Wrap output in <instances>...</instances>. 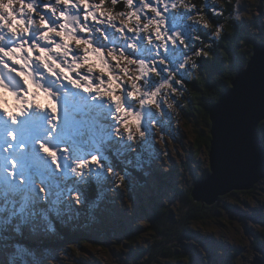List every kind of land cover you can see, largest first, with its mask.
Masks as SVG:
<instances>
[{
    "label": "rangeland",
    "instance_id": "1",
    "mask_svg": "<svg viewBox=\"0 0 264 264\" xmlns=\"http://www.w3.org/2000/svg\"><path fill=\"white\" fill-rule=\"evenodd\" d=\"M23 2L32 4L33 8L45 18L48 27L55 28L57 31L62 20L57 19L53 14L55 9L58 8L67 17H76L73 27L79 25L86 29L84 32L77 29L75 32L77 38L90 40L94 47L105 51L109 48L116 54L122 51L125 56L135 61H140L141 58L139 54L133 55L130 52L132 48L130 45L132 46L134 41L138 42L142 48L149 40L158 44L151 33L147 38L142 31L129 34V30L123 28L119 22L109 23L98 14L95 18L86 20L84 18L86 12L82 7H71L76 0H67V9L63 3H58V0H35V3L33 0H23ZM88 2L91 4L93 0ZM166 2L164 0V4ZM171 2L169 0L167 5ZM231 3L236 5V16L247 21L259 16L257 5L263 6L264 0H232ZM18 18L22 17L18 16ZM33 19L36 17L33 16ZM140 20L143 22L142 19ZM45 30L32 28L27 36L15 38H11L5 30L0 32V37H3L0 47L7 49L22 41L27 46L36 44L42 48H51L53 43H62L60 38L55 36L50 37L52 43L40 41L39 34ZM161 32L169 34L167 30ZM162 39L167 41L166 36ZM69 47L71 48V45ZM157 47L159 51L166 52L161 44ZM173 51L174 49L165 56V59L160 60L159 69L151 66L149 60L141 59L156 73V75L149 73L140 81L142 93L150 94L160 83L168 80L169 72L176 75L178 79L186 78V72L178 69V64L184 55L180 53L181 51L177 50L174 53ZM137 52L139 53V50ZM71 55L77 57L79 53L73 51ZM5 63L9 67H15L7 59ZM0 75L4 76L6 83L9 82L7 77L10 74L2 66H0ZM144 80H147V84ZM44 82L58 93L57 104L64 102V107L69 112L64 120L57 113L53 115L46 110L35 109L24 113L14 121L0 116V264H48L49 261H58L60 258L65 259L67 264H122V256L131 253L125 241L116 244L117 248L110 246V250L90 245L71 247L66 245L56 250L45 242L55 238L62 227L78 225L76 208L86 214L90 212L87 215L90 222L83 224L84 227H98L104 222L113 223L115 226L112 228L121 238L124 229L114 220L119 219L123 226H127V229L132 231L137 226H141L143 219L140 206L145 197L159 191L165 199L174 200V197L169 194V188L166 187L169 180L163 174L177 168L174 181L179 180L186 186L192 184L194 179L192 171L186 168V165L188 161H194L190 156L195 154L191 152V149L196 134L191 123L186 124L185 116L182 114L181 100L184 96L179 102L180 105H177L180 107L178 112L174 113L173 117L167 111H163L161 117L149 106L138 105L136 100H130L126 95L128 89L125 85L124 107L133 113L139 112L141 128L145 131L142 139L132 143L114 135L117 127L114 118L115 109L114 105L107 103L106 99L103 98V100L95 93L72 88L67 82L54 81L46 74ZM168 82L173 87H177L175 82L171 80ZM93 83L96 81L93 80ZM182 83L185 85L184 82ZM185 89L187 91L186 86ZM77 95H80L85 102H79L81 100ZM83 103L84 106L88 105L91 111H95L97 118L94 121L88 118L90 115L87 117L83 115L88 112L81 108ZM98 105L103 107L102 114H100L102 111L95 109ZM72 108L74 114H71ZM101 121L107 124L99 125ZM153 123L160 129V131L156 129V137L151 128ZM41 145L54 152L55 159L45 153ZM111 149L115 158L108 153ZM141 151L149 156L147 160L143 157L139 158ZM92 157L96 158L97 163L89 164L87 169L80 170V175H76L74 171L76 165ZM129 158L135 159L131 165L126 164ZM195 158L200 166L208 161L204 151ZM106 169H111L122 176L125 187L123 184L119 187V181L109 176ZM85 174L86 176L94 174L95 179L99 181L102 194V198L100 197L96 203L90 205L89 209L85 208L78 190L69 183L72 179L81 180ZM161 177L163 178L160 179ZM259 188L260 185L258 190L255 189L258 192L254 195L255 199L248 193L236 191L223 201L230 205L237 203L244 210H249L250 206L260 208L264 206V191H260ZM222 211V215L228 216L225 221H210L196 227L200 237L205 238V245L215 247L219 251L217 253L220 258L227 264H253L254 261L264 264V256L261 253H259L260 256L254 254L253 249L250 248L252 234L251 231L243 229L238 212L229 211L225 206H222ZM69 220H72V224L68 223ZM145 242L146 237L143 235L140 238V245ZM239 246H242L241 250ZM20 253L26 255L20 259ZM206 256L209 254H205ZM198 257L201 258V255L195 256V264H198Z\"/></svg>",
    "mask_w": 264,
    "mask_h": 264
},
{
    "label": "trees",
    "instance_id": "2",
    "mask_svg": "<svg viewBox=\"0 0 264 264\" xmlns=\"http://www.w3.org/2000/svg\"><path fill=\"white\" fill-rule=\"evenodd\" d=\"M193 2L196 4L201 3L200 0H193ZM144 3L148 4L149 8L155 7L159 15L164 16L165 23L161 31L167 30L169 32L168 35H165L167 37L166 42L163 39L157 41L158 44H164L167 53L163 50L159 51L158 44L153 42H147L142 48L138 42L134 41L132 48L130 47L133 54L138 53L139 50L141 59L149 60L151 66H156L159 69L160 60L165 59V56H168L173 48L178 52L181 51L180 53L186 56L195 51L196 48H203V44L209 45L207 49L209 57L197 58L198 69L196 73L188 78V73L182 70L186 72L187 76L180 79L187 88L181 100L182 114L185 116L186 124L190 125L191 123V127L194 128L196 134L191 149V152L195 154L190 156L194 161H188L186 165V168L192 171L194 178L192 184L186 186L179 180L174 181L177 168L163 174L169 180L166 187L169 188V194L174 197V200L171 198L165 199L159 191L145 197L146 200L143 199L140 206L143 219L141 226H137L132 231L127 229V226H123L119 219L114 220L124 229L121 238L118 236L117 231L112 228L115 226L113 223L104 222L98 227H84L83 224L90 222L87 217L90 212L86 214L76 208L78 225L62 227L60 233L55 238L48 240L47 243L45 242V244L56 250H60L66 245L69 247L90 245L110 250V246L117 248L116 244L125 241L127 246L130 247L131 253L122 256V264H195L197 254L201 255V258L198 257V264H227L220 258L217 253L219 251L215 247L205 245V238L203 236L201 238L198 229H196V227L210 221H225V219H228V216L222 215V206H225L229 211L238 212L243 229L251 231L250 248L253 249V253L259 256V253H261L264 256V206L260 208L250 206L249 210H244L237 203L230 205L223 201L236 191L220 195L213 204L195 201L191 194L194 180L205 178L209 172L208 161L200 166L195 158L198 157L201 151H204L208 156L210 146L209 109L231 86L236 73L245 67L252 53L253 44L257 41H264V16H262V14L264 15V5H257L259 16L247 21L243 18L242 20L236 19V5L232 3L225 4L229 13L227 19L213 17L212 11H219L218 6L206 5L205 12L212 19V28L203 29L201 26L187 20L189 15L195 14L192 9L178 11L166 9L167 5H162L160 0H144ZM197 7H202V5H197ZM209 8L212 11H209ZM137 9H142V5L139 0H132L128 10L136 12L137 16L143 21L145 16L148 18L153 17V14L146 9L142 11H137ZM116 11L125 12L126 14L124 5L120 3H117ZM221 24L224 27L221 29L219 39H217L211 35V32ZM193 31L203 40V44L192 39L191 33ZM128 32L130 34V31ZM131 32L136 33L137 31ZM173 32L182 37L181 39L185 41L187 48L180 45L179 40L172 36ZM155 79L157 78L155 77ZM257 133L261 138V143L264 144V120L259 122ZM139 155V158L143 157L144 160L149 157L143 154V151H141V154L139 152ZM134 162V158H129L126 164L131 165ZM142 162H140L141 165H143ZM139 173H141L140 170ZM69 183L78 190L87 209L90 205L96 203L100 197L102 198L99 181L95 179L94 174L88 176L85 174L81 180L72 179L69 180ZM259 185L260 191H264V177L251 189L238 191L248 193L255 199L256 196L254 195L258 193L255 189L258 190ZM68 223L72 224V220H69ZM143 235L146 237V242L140 245V238ZM205 254H209L210 257H205ZM25 255L20 253V259Z\"/></svg>",
    "mask_w": 264,
    "mask_h": 264
},
{
    "label": "clouds",
    "instance_id": "3",
    "mask_svg": "<svg viewBox=\"0 0 264 264\" xmlns=\"http://www.w3.org/2000/svg\"><path fill=\"white\" fill-rule=\"evenodd\" d=\"M131 2L132 0H93L90 4L88 0H76V3L72 4L71 7H82L86 12L84 17L86 20L95 18L98 14L109 23L119 22L123 28H127L130 32L142 31L146 38L149 33H152L155 40L161 41L167 35L166 32H161L165 23L164 16L159 15L155 7L149 8L144 0H139L142 9H137V11L146 9L153 14L152 18L145 16L142 22L136 12L128 10ZM200 2L202 7L198 8L193 0H172L167 8L177 11L192 9L195 14L189 15L187 20L203 29H210L212 28V19L205 12L206 0H200ZM231 2L232 0H207V4L219 8V11H212L209 8V11H212V16L225 19L229 15L225 4ZM58 3H63L65 8H68L67 0H58ZM117 3L124 5L126 14L116 11ZM160 3L163 5L164 0H160ZM53 14L57 19L62 20L58 26L59 31L48 27L45 18L33 8L32 4L24 3L23 0H0V30H6L11 37L15 38L27 36L32 28L46 29L40 32L38 37L40 41L52 43L50 37L55 36L59 37L62 42L53 43L51 48H42L36 44L27 46L23 41L7 49L0 47V66L7 69V73L10 74L7 77L8 83L5 82L4 76L0 75V116L9 121H14L33 109L46 110L54 115L57 111L58 93L44 82L45 74L54 81L67 82L72 88L95 93L114 105V118L117 125L114 135L132 143L142 139L145 136V131L141 128L139 112L133 113L124 107L125 85L128 89L126 95L130 100H136L138 105L149 106L161 117L163 111H167L172 117L174 113L178 112L180 107L177 105H180L179 102L186 89L176 75L169 72L168 80L160 83L150 94L142 93L140 81L149 73L156 75L154 69L149 68L143 61L129 59L122 51L119 54H116L111 48L105 51L94 47L90 40L77 38L76 30L84 32L86 29L79 25L73 27L76 17H67L58 8L54 10ZM18 16L22 18H18ZM33 16L36 19H33ZM236 19L239 20L240 17L237 16ZM223 27V24L217 26L211 35L219 39ZM191 35L194 41L203 44V40L195 31ZM172 36L179 40L180 45L187 48L185 41L175 32L172 33ZM2 40L3 37H0V41ZM148 42L151 43V40ZM130 47L132 46L130 45ZM161 47H164L163 43H161ZM208 48L209 45L203 44V48H196L195 51L184 56L178 64V69L185 70L189 78L198 69L197 58L209 57ZM73 51L78 52L79 55L73 57L71 55ZM5 59L11 61L15 67H9L5 63ZM93 80L96 83H93ZM169 80L174 81L177 87H173L168 82ZM144 83L147 84V80H144ZM151 128L156 137V129L159 127L153 123ZM94 158L77 164L74 169L76 175H80V170L87 169L89 164H96L97 161ZM163 167H165L164 164ZM105 171L109 176H113L117 182L119 181L118 186L124 185V178L118 173H114L111 169ZM48 264H67V262L60 258L58 261H49Z\"/></svg>",
    "mask_w": 264,
    "mask_h": 264
},
{
    "label": "water",
    "instance_id": "4",
    "mask_svg": "<svg viewBox=\"0 0 264 264\" xmlns=\"http://www.w3.org/2000/svg\"><path fill=\"white\" fill-rule=\"evenodd\" d=\"M209 120V172L194 180L191 194L195 201L213 204L220 195L251 189L264 177V144L257 133L264 120V41L253 44L245 67L211 105Z\"/></svg>",
    "mask_w": 264,
    "mask_h": 264
},
{
    "label": "bare ground",
    "instance_id": "5",
    "mask_svg": "<svg viewBox=\"0 0 264 264\" xmlns=\"http://www.w3.org/2000/svg\"><path fill=\"white\" fill-rule=\"evenodd\" d=\"M102 26V25H101ZM106 26V25H105ZM88 28V27H87ZM101 28V27H100ZM104 29V28H103ZM112 30H114V28L112 29ZM3 31H5V30H2V31H0V32H3ZM6 32V31H5ZM106 32V31H105ZM107 32H108V30H107ZM9 38V37H8ZM12 38V37H11ZM60 85V84H59ZM59 87V86H58ZM60 92V91H59ZM61 94V93H60ZM64 94V93H63ZM78 97H79V99L81 100V101H79V102H85L83 99H82V97L80 96V95H77ZM70 98V97H69ZM65 99V98H64ZM77 98H75V100H76ZM103 99V98H102ZM66 100V99H65ZM104 100V99H103ZM67 101V100H66ZM71 101V100H70ZM74 101V100H73ZM79 102H78V104H79ZM73 104L72 102H69V104ZM92 103V102H91ZM103 103V102H102ZM107 103H110V102H108L107 101ZM111 104V103H110ZM63 105V106H62ZM65 105H64V102L63 103H58L57 104V111H56V113H57V115L61 118V119H63L64 120V117H66L67 115H69V112H68V110L64 107ZM105 106V105H104ZM81 108L83 109V110H87L88 112L86 113H84L83 115H86V116H88V115H90V116H88V118H90L92 121H94L95 120V111L93 112V110L91 111V109H89V106L88 105H86L85 104V106H84V103L81 105ZM95 109L96 110H99V108H97V107H95ZM76 110H77V108H76ZM71 114H74L75 112L73 111V108L71 109ZM101 113L100 114H102L103 113V108H101ZM79 113V112H78ZM99 114V115H100ZM65 115V116H64ZM78 115V114H77ZM85 116V117H86ZM1 120V119H0ZM32 120V119H31ZM96 121H98V120H96ZM107 123L104 121V122H102L101 121V123H99V125H106ZM42 129V128H41ZM7 131V130H6ZM4 132V131H3ZM32 203V202H31ZM29 204V203H28ZM36 207V206H35ZM30 211V210H29ZM28 211V212H29ZM36 214V213H35Z\"/></svg>",
    "mask_w": 264,
    "mask_h": 264
},
{
    "label": "snow or ice",
    "instance_id": "6",
    "mask_svg": "<svg viewBox=\"0 0 264 264\" xmlns=\"http://www.w3.org/2000/svg\"><path fill=\"white\" fill-rule=\"evenodd\" d=\"M55 111V109H53ZM42 150L45 153H48L49 156H51L53 159H55V153L51 152L47 147H45L44 145H41ZM95 159V158H94Z\"/></svg>",
    "mask_w": 264,
    "mask_h": 264
},
{
    "label": "flooded vegetation",
    "instance_id": "7",
    "mask_svg": "<svg viewBox=\"0 0 264 264\" xmlns=\"http://www.w3.org/2000/svg\"><path fill=\"white\" fill-rule=\"evenodd\" d=\"M169 2V0H167V2L165 3V5H167V3ZM197 5H202L201 3H197ZM206 5H210V4H207V0H206Z\"/></svg>",
    "mask_w": 264,
    "mask_h": 264
}]
</instances>
